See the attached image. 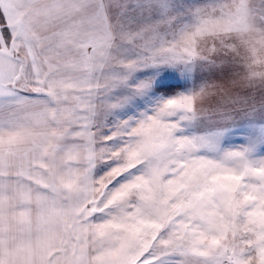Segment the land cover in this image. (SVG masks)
Instances as JSON below:
<instances>
[{
	"label": "snow or ice",
	"instance_id": "1",
	"mask_svg": "<svg viewBox=\"0 0 264 264\" xmlns=\"http://www.w3.org/2000/svg\"><path fill=\"white\" fill-rule=\"evenodd\" d=\"M0 264H264V0H0Z\"/></svg>",
	"mask_w": 264,
	"mask_h": 264
}]
</instances>
